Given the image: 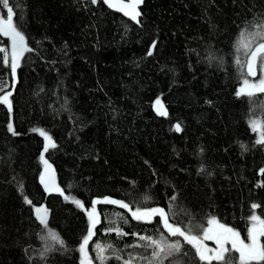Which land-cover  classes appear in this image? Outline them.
<instances>
[{
	"label": "trees",
	"instance_id": "obj_1",
	"mask_svg": "<svg viewBox=\"0 0 264 264\" xmlns=\"http://www.w3.org/2000/svg\"><path fill=\"white\" fill-rule=\"evenodd\" d=\"M10 15L27 50L13 65L0 30V264H264V234L246 261L194 241L264 221V90L241 91L264 0H145L139 24L104 0H0Z\"/></svg>",
	"mask_w": 264,
	"mask_h": 264
},
{
	"label": "rangeland",
	"instance_id": "obj_2",
	"mask_svg": "<svg viewBox=\"0 0 264 264\" xmlns=\"http://www.w3.org/2000/svg\"><path fill=\"white\" fill-rule=\"evenodd\" d=\"M0 30L3 34L7 35L11 40V61L13 65L19 63L22 55L27 50L26 39L24 35L16 28L12 15L9 17L0 18ZM264 47L263 44L258 45L257 49ZM253 57V56H251ZM252 59V58H251ZM258 76L256 78L247 79L241 91L251 92L264 90V55L261 56L258 66ZM156 109L159 113L165 112V105L162 101L158 100L156 102ZM259 128L258 124H255ZM45 138V149L50 147L54 142L42 129L39 130ZM259 139L262 140L263 137L259 135ZM44 157V154H43ZM44 169L41 179L48 191L57 188L58 181L55 170L53 166L48 162V160L43 158ZM54 186V188L52 187ZM149 217V214L144 215ZM40 217L45 220L46 212L41 213ZM94 221L96 218L91 216ZM254 222L251 225L248 239L244 237L235 229L226 226L216 219L210 221V225L207 228L202 239L194 238L195 242H200L199 251L202 257L210 259L213 257H221L224 255L228 245L230 244L233 248H236L242 252V260L246 261L248 259H257L262 256V246L261 238L264 234V221L258 219V217H253ZM81 264H94L92 260L86 257L83 252V258Z\"/></svg>",
	"mask_w": 264,
	"mask_h": 264
},
{
	"label": "water",
	"instance_id": "obj_3",
	"mask_svg": "<svg viewBox=\"0 0 264 264\" xmlns=\"http://www.w3.org/2000/svg\"><path fill=\"white\" fill-rule=\"evenodd\" d=\"M106 5L113 11L121 13L126 18L132 20L134 23L139 24L142 15V7L145 0H104ZM264 53V47L257 50L248 67V74L251 78L258 76V66L260 56ZM54 188V186H52ZM166 225L169 226L166 219Z\"/></svg>",
	"mask_w": 264,
	"mask_h": 264
}]
</instances>
